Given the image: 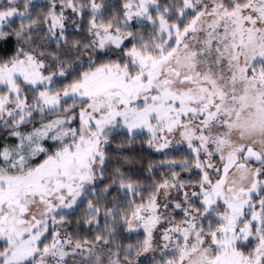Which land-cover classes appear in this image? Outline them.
Wrapping results in <instances>:
<instances>
[{"label":"snow or ice","instance_id":"obj_1","mask_svg":"<svg viewBox=\"0 0 264 264\" xmlns=\"http://www.w3.org/2000/svg\"><path fill=\"white\" fill-rule=\"evenodd\" d=\"M0 264H264V0H0Z\"/></svg>","mask_w":264,"mask_h":264}]
</instances>
